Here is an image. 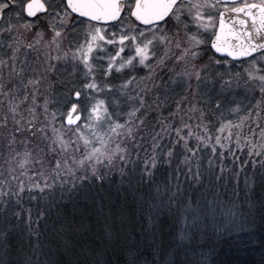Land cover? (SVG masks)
Returning <instances> with one entry per match:
<instances>
[{
    "label": "snow or ice",
    "instance_id": "obj_1",
    "mask_svg": "<svg viewBox=\"0 0 264 264\" xmlns=\"http://www.w3.org/2000/svg\"><path fill=\"white\" fill-rule=\"evenodd\" d=\"M257 250L264 0H0V264Z\"/></svg>",
    "mask_w": 264,
    "mask_h": 264
},
{
    "label": "trees",
    "instance_id": "obj_2",
    "mask_svg": "<svg viewBox=\"0 0 264 264\" xmlns=\"http://www.w3.org/2000/svg\"><path fill=\"white\" fill-rule=\"evenodd\" d=\"M231 188V185H229V190ZM105 195L108 196L109 198H114V190L113 189H108L106 188L105 190ZM88 236L85 235L83 237H81V240H87ZM234 259H238L239 261L242 262V264H259V260H260V254L259 251L257 250L256 252L253 253H248V252H244L243 254H237Z\"/></svg>",
    "mask_w": 264,
    "mask_h": 264
}]
</instances>
